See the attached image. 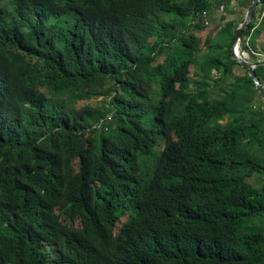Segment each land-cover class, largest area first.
Returning a JSON list of instances; mask_svg holds the SVG:
<instances>
[{
	"label": "trees",
	"instance_id": "16d2710c",
	"mask_svg": "<svg viewBox=\"0 0 264 264\" xmlns=\"http://www.w3.org/2000/svg\"><path fill=\"white\" fill-rule=\"evenodd\" d=\"M222 1L0 0V264H264L253 0Z\"/></svg>",
	"mask_w": 264,
	"mask_h": 264
},
{
	"label": "water",
	"instance_id": "95a60500",
	"mask_svg": "<svg viewBox=\"0 0 264 264\" xmlns=\"http://www.w3.org/2000/svg\"><path fill=\"white\" fill-rule=\"evenodd\" d=\"M261 0H253L251 6L246 12L244 20L239 24L233 42H232V52L231 56L234 60L240 62L243 66H245L248 71H250V75L254 79L257 88L260 90L263 99H264V83L260 79L257 67L258 65L253 63V61L242 51V33L245 29H247L250 23L254 20L255 12L259 7V3Z\"/></svg>",
	"mask_w": 264,
	"mask_h": 264
},
{
	"label": "built area",
	"instance_id": "2783aa9c",
	"mask_svg": "<svg viewBox=\"0 0 264 264\" xmlns=\"http://www.w3.org/2000/svg\"><path fill=\"white\" fill-rule=\"evenodd\" d=\"M227 2H228V0H223L218 6H214V9L212 8L213 11L216 10L220 13L224 12L226 9V6H227ZM210 14H211V12L208 9L204 10L201 13L202 20L204 21L205 24H209ZM242 51L249 57V53L247 51H245V50H242ZM256 54L258 55V58L253 63H255L257 65H259L258 62L264 63V54H259V53H256ZM111 120H112V116H108V117L104 118L103 120H101L97 126L98 127L105 126V124Z\"/></svg>",
	"mask_w": 264,
	"mask_h": 264
},
{
	"label": "rangeland",
	"instance_id": "374dc122",
	"mask_svg": "<svg viewBox=\"0 0 264 264\" xmlns=\"http://www.w3.org/2000/svg\"><path fill=\"white\" fill-rule=\"evenodd\" d=\"M249 57H250L251 60H253V62L255 61V59H254L252 56L249 55ZM102 99H103V98H92V99H90V100H88V101H89V102H95V101H99V102H101ZM53 256H54V255H52V257H53ZM50 261H51V260H50ZM49 264H51V262H50Z\"/></svg>",
	"mask_w": 264,
	"mask_h": 264
},
{
	"label": "bare ground",
	"instance_id": "6f19581e",
	"mask_svg": "<svg viewBox=\"0 0 264 264\" xmlns=\"http://www.w3.org/2000/svg\"><path fill=\"white\" fill-rule=\"evenodd\" d=\"M257 11V10H256ZM242 22V21H241ZM252 24V23H251ZM243 34V33H242ZM243 41V40H242ZM244 50V49H243ZM258 72V71H257ZM263 82V81H262Z\"/></svg>",
	"mask_w": 264,
	"mask_h": 264
}]
</instances>
